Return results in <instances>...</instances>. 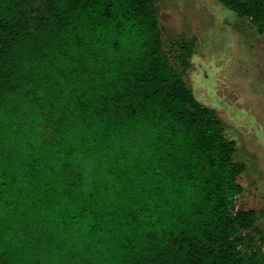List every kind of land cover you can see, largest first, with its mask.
I'll use <instances>...</instances> for the list:
<instances>
[{"label":"trees","instance_id":"trees-1","mask_svg":"<svg viewBox=\"0 0 264 264\" xmlns=\"http://www.w3.org/2000/svg\"><path fill=\"white\" fill-rule=\"evenodd\" d=\"M219 1L264 34V0ZM191 56L154 0H0V264H264Z\"/></svg>","mask_w":264,"mask_h":264},{"label":"rangeland","instance_id":"rangeland-1","mask_svg":"<svg viewBox=\"0 0 264 264\" xmlns=\"http://www.w3.org/2000/svg\"><path fill=\"white\" fill-rule=\"evenodd\" d=\"M154 1L166 51L174 58L180 44L192 47L184 82L235 141L234 159L245 164L237 204L261 213L264 235V34L219 0Z\"/></svg>","mask_w":264,"mask_h":264}]
</instances>
